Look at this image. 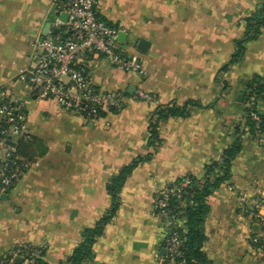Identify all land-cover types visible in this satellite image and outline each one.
I'll list each match as a JSON object with an SVG mask.
<instances>
[{"label": "crops", "instance_id": "0c3cea01", "mask_svg": "<svg viewBox=\"0 0 264 264\" xmlns=\"http://www.w3.org/2000/svg\"><path fill=\"white\" fill-rule=\"evenodd\" d=\"M62 2L0 0V104L22 105L31 138L20 148L30 167L0 197V260L14 256L15 264H25L20 250L29 246L44 249L45 264H63L84 230L110 210V179L152 154L126 179L115 217L96 241L93 259L83 264H163L168 225L156 215L158 193L179 178L203 177L239 136L231 178L207 199L202 252L207 264H264L251 243L261 229L240 202L252 196L264 208V130L258 140L252 136L241 101L251 80L264 78V27L231 63L245 20L264 0H99V16L127 35L119 51L139 55L147 75L86 54L81 62L90 83L124 96L120 111L97 120L39 99L19 79L34 65L36 40L50 32L65 36ZM140 39L149 42L146 52L137 49ZM137 91L156 102L136 100ZM186 102L195 104L187 117L159 123L163 142L154 150L148 145L154 110ZM257 111L264 117V99Z\"/></svg>", "mask_w": 264, "mask_h": 264}, {"label": "built area", "instance_id": "2783aa9c", "mask_svg": "<svg viewBox=\"0 0 264 264\" xmlns=\"http://www.w3.org/2000/svg\"><path fill=\"white\" fill-rule=\"evenodd\" d=\"M98 6L99 0H63L61 11L68 17L65 36L50 32L36 40L33 43L34 65L24 69L19 76L20 81L32 88L39 99L54 100L61 108L87 120L100 119L106 111H120L124 107V96L119 91L98 90L90 83L81 62L86 54L101 56L126 72L147 75L139 55L125 56L119 51L117 38L122 29L103 20ZM134 98L149 104L156 102L154 96L141 91H137ZM254 103L255 98L252 97L244 106L250 110L249 118L254 129L252 136L258 140L263 134V120L257 109H253ZM2 124L5 128L1 127ZM22 138H30L22 105L14 101L0 104V197L9 193L30 167L16 153L15 145ZM190 183L185 179L180 186H167L158 193L156 215L168 225L163 264H186L182 252L184 240L177 232L182 227V212L170 210L169 200L177 198L180 206L188 202L192 204L191 200H182V190ZM240 202L261 229L251 238V243L255 256L264 261L263 204L252 196H241ZM43 253V248L29 246L20 250L25 264H45ZM0 264H15L14 256L0 260Z\"/></svg>", "mask_w": 264, "mask_h": 264}, {"label": "trees", "instance_id": "16d2710c", "mask_svg": "<svg viewBox=\"0 0 264 264\" xmlns=\"http://www.w3.org/2000/svg\"><path fill=\"white\" fill-rule=\"evenodd\" d=\"M264 27V3L260 10L245 20V32L243 39L238 42V51L231 63L237 61L243 53V45L256 40ZM227 67V66H226ZM252 97L255 98L253 109H257L258 102L264 99V78L255 76L246 91L241 95L243 105ZM195 106L192 102H186L182 106L173 104L157 107L151 117L149 125L148 145L154 150L158 149L162 144L159 134V123L170 118H185L189 115V109ZM245 108V106H244ZM249 109L245 108L247 122L253 134V123L249 118ZM116 112V111H112ZM103 116V113H102ZM262 129L264 130V117H262ZM5 128V124L1 125ZM238 134V133H237ZM31 141V138L19 139L15 149L17 155L20 156V148L23 144ZM242 149L240 137L237 136L232 144L223 152L222 157L218 161L210 163L206 167L203 177L197 178L191 175L177 179L169 185V187L180 186L185 179L190 180V184L182 190V200H191L180 206L179 200L175 197L170 198V210L181 211V218L185 219L182 227L177 232L182 237V252L186 264H207L208 261L202 252V247L206 241V235L203 227L204 219L208 214L207 199L214 191L219 189L222 184L231 178V168L233 161ZM152 154L145 157L135 158L129 165L125 166L117 175L113 176L106 185V190L111 197V208L92 228L84 230L80 243L74 248L70 256H68L63 264H83L87 260L94 257L93 247L96 241L103 235L106 225L115 217L120 205V193L126 179L132 172L142 163L148 161ZM21 157V156H20ZM25 162L29 163L25 160ZM264 233V225L262 227ZM44 254V253H43Z\"/></svg>", "mask_w": 264, "mask_h": 264}, {"label": "water", "instance_id": "95a60500", "mask_svg": "<svg viewBox=\"0 0 264 264\" xmlns=\"http://www.w3.org/2000/svg\"><path fill=\"white\" fill-rule=\"evenodd\" d=\"M65 17H66V20L65 22L67 21L68 17L67 15L65 14ZM51 22H53V19H51ZM127 35L123 32H121L119 35H118V41L119 42H123L125 39H126ZM149 45V42L145 39H140L138 44H137V49L141 52H146V49ZM12 146L14 145L12 142L10 143ZM164 253H165V250H164Z\"/></svg>", "mask_w": 264, "mask_h": 264}]
</instances>
